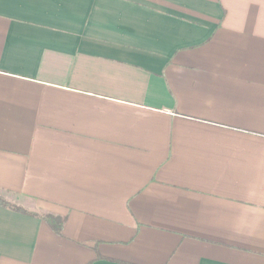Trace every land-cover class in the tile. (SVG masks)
<instances>
[{"label": "crops", "instance_id": "1", "mask_svg": "<svg viewBox=\"0 0 264 264\" xmlns=\"http://www.w3.org/2000/svg\"><path fill=\"white\" fill-rule=\"evenodd\" d=\"M0 195V264H264V0H0Z\"/></svg>", "mask_w": 264, "mask_h": 264}, {"label": "trees", "instance_id": "2", "mask_svg": "<svg viewBox=\"0 0 264 264\" xmlns=\"http://www.w3.org/2000/svg\"><path fill=\"white\" fill-rule=\"evenodd\" d=\"M0 204L1 205H4V206H7V207H11V208H16V206L10 204L4 197H2L0 195ZM42 218L48 222L52 227L53 229L57 232V233H61L62 231V228H63V225H64V222H65V218L64 217H61V216H56V215H53V214H47V213H44L41 215Z\"/></svg>", "mask_w": 264, "mask_h": 264}]
</instances>
